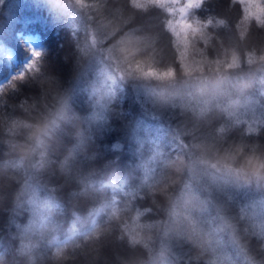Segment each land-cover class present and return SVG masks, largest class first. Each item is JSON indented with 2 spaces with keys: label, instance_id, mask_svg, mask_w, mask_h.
<instances>
[{
  "label": "clouds",
  "instance_id": "obj_1",
  "mask_svg": "<svg viewBox=\"0 0 264 264\" xmlns=\"http://www.w3.org/2000/svg\"><path fill=\"white\" fill-rule=\"evenodd\" d=\"M34 2L67 39H0V264H264V0Z\"/></svg>",
  "mask_w": 264,
  "mask_h": 264
},
{
  "label": "trees",
  "instance_id": "obj_2",
  "mask_svg": "<svg viewBox=\"0 0 264 264\" xmlns=\"http://www.w3.org/2000/svg\"><path fill=\"white\" fill-rule=\"evenodd\" d=\"M17 34L23 38L34 37L36 46H44L51 52H56L67 39L66 33L54 26L47 11L36 7L34 0H4L0 6V39L22 59L23 49ZM3 80L4 75L0 73V82ZM80 110H84L82 106Z\"/></svg>",
  "mask_w": 264,
  "mask_h": 264
},
{
  "label": "rangeland",
  "instance_id": "obj_3",
  "mask_svg": "<svg viewBox=\"0 0 264 264\" xmlns=\"http://www.w3.org/2000/svg\"><path fill=\"white\" fill-rule=\"evenodd\" d=\"M33 38V43H35L36 44V39L34 38V37H32Z\"/></svg>",
  "mask_w": 264,
  "mask_h": 264
}]
</instances>
